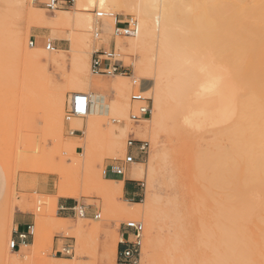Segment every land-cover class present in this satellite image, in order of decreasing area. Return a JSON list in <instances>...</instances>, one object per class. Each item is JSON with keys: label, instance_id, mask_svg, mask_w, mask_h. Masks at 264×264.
<instances>
[{"label": "bare ground", "instance_id": "obj_1", "mask_svg": "<svg viewBox=\"0 0 264 264\" xmlns=\"http://www.w3.org/2000/svg\"><path fill=\"white\" fill-rule=\"evenodd\" d=\"M75 6L77 12L74 14L56 12L52 21L42 12L33 11V7L25 9L29 23H35L38 28L66 25L79 34L81 45L77 43L81 47L72 46L74 56L70 58L74 67L72 76L75 77L71 85L80 89L74 94L90 88L84 74L88 71L87 57L92 40L89 38L92 36L91 8L96 6L104 12L101 23L107 22L112 29L116 16L107 10L121 9L124 16L134 15L138 25L136 41L129 44L117 41L115 48L122 52L128 51L127 48L140 50L151 33L149 23L153 9L158 16L163 48L156 83V108L160 101L169 100L177 125L178 119L187 111L186 123L197 131L190 143L191 147H196H190L188 177L192 192L190 188L187 191H190V199L185 203L172 200L170 207L160 209L161 227L157 230L156 246L186 252L181 264H187L188 257L198 260L196 264H249L254 259L253 251L264 254V0H77ZM111 34L102 32L99 44L107 48ZM10 39L11 51L29 56L33 69H44L64 60L57 49L47 52L37 47H25V36L20 28L13 31ZM192 52L214 58L225 69L215 91L194 89L183 74L184 55ZM36 70L38 75L41 71L37 73ZM82 86L86 87L83 91ZM127 87L121 80L112 84L119 96ZM87 96L91 104L85 129L92 132L109 112L118 110L119 104L115 101L108 106L103 103V96L91 93ZM56 104L62 118V95ZM69 123L70 127L82 128L79 120L73 119ZM207 133L211 135L208 143L202 139ZM114 155L111 154V158H116ZM85 157L81 156L79 160L69 157V160L74 159L69 167L66 166L70 173L51 163L53 167L50 165L46 173L57 177L53 201L60 196L79 199L85 194L84 188L96 190L110 202L122 195L123 182L103 179L104 172L94 165L98 158L89 156L92 159L85 160ZM141 166L136 164L137 180L144 179L145 170ZM129 173L125 172L127 178ZM115 207L114 211L126 222L145 217L151 226L154 219L155 205L149 200L144 204L127 203ZM131 207L140 209L131 210ZM38 211L42 218L46 214L54 215L47 209V202ZM57 223H53V227L66 236L79 237L102 231L98 225L84 227L79 224L68 229ZM105 238L106 253L114 252L117 235ZM263 254L259 255L262 257Z\"/></svg>", "mask_w": 264, "mask_h": 264}, {"label": "rangeland", "instance_id": "obj_2", "mask_svg": "<svg viewBox=\"0 0 264 264\" xmlns=\"http://www.w3.org/2000/svg\"><path fill=\"white\" fill-rule=\"evenodd\" d=\"M76 2L77 0H75V4ZM28 7H33L35 12H42L50 21L53 20L56 12H68L70 15L77 12L75 5L69 9L49 11L32 6L29 0H19V2L0 0V168L5 186L4 196L0 203V264H55L58 262L118 264L117 251L121 241L119 229L127 226L134 227L137 224H141L143 227L142 246L137 264H181V258L186 252L155 244L157 230L161 227L158 214L162 207H170L172 200L174 202L183 200L185 203L190 199L189 192H192L188 177L191 168L190 143L197 131L186 123V118L189 116L187 111L178 119L177 125L170 106L172 102L168 104L169 100L168 102L160 101L161 103L156 108V83L159 64L163 56V53L161 55L163 48L161 47L158 16L151 9L149 23L151 33L138 52L131 51L129 48H127L128 51L122 52L115 48L117 58L128 68L127 76H95L91 73L92 53L95 48L104 44H99L102 34L99 41H94L92 36H89L92 40L89 45L90 55L87 57L88 71H85L84 75L92 86L87 87L86 90L89 91H84L82 94H94L98 89L97 91L107 100V105L116 101L119 108L116 112H109L105 118L101 119L100 125L92 132H87L85 129L86 117L76 118L82 123L81 129L75 128V126L70 127L69 121L65 120L66 105L74 92L80 90L79 87L71 85V80L73 83L75 77L72 76L74 67L70 59L73 55L71 54L72 46H75L76 49L81 47L79 46V44L81 45L79 34L76 35V30L66 25L60 26L61 28L44 27L41 29L39 27V29L35 23H29L25 11ZM93 10L100 11V9L96 6L91 8L89 13L92 15V20ZM107 11L114 13L116 17L121 16V20L128 18L136 20L133 14L124 16L121 9ZM115 20L113 24H115ZM17 28H20L25 36V47L29 48L30 38H34L35 47L43 51L45 45L50 42L64 56V60L48 65L44 69H37V67V70L33 69L35 67H31L29 56L11 51V34ZM111 30V26L104 21L102 31L109 32ZM117 41L129 44L136 41V36L126 38L111 34V40L106 44L111 46ZM34 70L37 73L41 71L43 74L40 72L36 75ZM132 74L133 78L130 77ZM141 78H149L153 81L152 88L144 93L149 101L146 104L132 103L130 97L137 92V83ZM117 80L125 82L128 86L120 96L112 88V84L117 83ZM133 80L136 85L133 84ZM148 87L143 84L142 90ZM85 88L82 86V91ZM61 95L63 97L62 118L56 104V100ZM147 105L152 110L150 116L138 123L130 120L131 114L137 115L138 108ZM131 139L147 142L149 146L145 154H135L137 158L133 164L126 162L127 141ZM202 139L208 143L211 140V135L204 134ZM195 148V145H192L191 149ZM109 149L112 150V155L116 154V156L114 155L116 158H111V154L108 153V151L111 152ZM84 155H86L85 160L89 156L98 158L101 162L97 160L96 163L95 160V168L102 169L103 172L111 164L123 166L125 170L128 167V169L134 168L136 164L143 165L141 167L145 170L144 179L130 180V182L138 184L139 196L135 197L136 202L144 204L149 200L155 205L151 226L147 224L148 221L145 217L132 219V221L128 218L130 220L126 222L123 216L117 214L114 211L115 206L134 203L123 200L121 196L111 202L107 198L105 201L104 197L102 198L96 190L84 188L85 194L79 199L60 196L53 201L52 196L56 194L57 177L49 175L46 170L54 165L64 168L65 173H70L66 166L71 164L70 161H74V159L79 160L81 156L84 158ZM69 157L75 158L69 160ZM45 184L49 185L48 194L43 192ZM189 188L190 191L187 193ZM59 198L85 207L90 211V215L83 219L72 214V216L62 219L57 208ZM45 202H47V209L54 215L46 214L42 218L38 210L43 208ZM15 208H19L35 218L33 244L23 247L19 253H13L9 248L13 229L12 221L10 223L9 220ZM129 209L140 208L131 207ZM94 213L100 215L96 221L92 217ZM56 219L58 220L56 221ZM56 222L60 227L68 229L79 224L84 227H89L91 224L93 227L98 225L102 231L99 234L86 233L79 237L66 236L62 231H57L53 227V223ZM114 235H117L116 250L107 254L105 237ZM65 244L72 246L71 255L60 253ZM256 253L263 254V251H253L254 259L249 261V264H264V259H262L264 254L261 257ZM197 262L198 260L194 261L190 257L186 261L187 264H196Z\"/></svg>", "mask_w": 264, "mask_h": 264}, {"label": "built area", "instance_id": "obj_3", "mask_svg": "<svg viewBox=\"0 0 264 264\" xmlns=\"http://www.w3.org/2000/svg\"><path fill=\"white\" fill-rule=\"evenodd\" d=\"M30 3L35 7H40L47 9L49 11H55L59 9H69L75 5V0H29ZM93 22H92V38L94 41L100 40L102 34V24L101 21L105 17V13L99 10H93ZM138 25L137 21L133 18H128L127 20H121V16H117L115 24L113 27V36L130 38L135 36L137 33ZM28 46L34 48L36 46V41L34 38H30L28 41ZM44 49L46 51H53L55 49L54 44L48 42ZM90 71L95 76H127L128 68L125 67L121 61L117 58L115 43L107 48L101 45L92 53L90 62ZM133 78V77H131ZM135 85V81L133 80ZM132 103L146 104L149 99L144 96V92H140L137 88V92L130 97ZM90 99L86 94L75 93L73 94L65 109V120L70 121L76 118H85L90 110ZM151 108L147 106H141L138 108V114H131L130 120L135 123L140 122L145 117L151 115ZM148 143L143 141L128 140L127 148L135 149L139 155L145 154L148 150ZM126 162L132 164V158L126 157ZM113 174L115 176H124L125 167L116 164L110 165L108 170L104 171V176L106 174ZM72 214L79 218H87L89 216L85 207L76 204L72 210ZM94 220H98L100 215L97 213L92 214ZM130 234L126 235L125 240L119 242V248L117 251L118 264H137V258L140 255L142 246V231L143 227L141 224L133 226H127ZM30 234L31 230L29 229ZM18 241L24 244L26 241V235L21 234L17 236ZM16 242L11 239L9 248L11 251L14 250ZM73 248L69 244L63 245L62 251L60 253H65L66 255H71Z\"/></svg>", "mask_w": 264, "mask_h": 264}, {"label": "crops", "instance_id": "obj_4", "mask_svg": "<svg viewBox=\"0 0 264 264\" xmlns=\"http://www.w3.org/2000/svg\"><path fill=\"white\" fill-rule=\"evenodd\" d=\"M112 32H113V29L111 31H109V33H112ZM104 33H108V32H104ZM130 77H133V74ZM143 84H146L149 87L145 90H142ZM90 86H92L91 83H90ZM152 86H153V81L149 78H141L137 83V88L139 89V91L144 92V93H147L152 88ZM97 90L98 89H96L94 94L99 95V96H103ZM103 103L105 105H107V100L105 99V97H104ZM136 153H137V151L135 149H129V148L127 149V157L132 158V164L136 161V158H137V156H135ZM137 155H138V153H137ZM109 166L110 165L107 166L106 171L108 170ZM128 168H127V170H125V172L130 171V173H129L130 175L128 178H126L125 174H124V176H115V175L110 174V173L106 174L105 178L109 177L108 180L123 182L122 195H121L123 200H127L129 202H134L133 204L141 203V202H136V200H135V197L139 196L138 189H137L138 184H132L130 182V180H137L135 178V174H134L135 169H136V165L134 168L133 167H131L130 169H128ZM48 188H49V185L45 184L44 185L45 191H43L45 194H48V192H49ZM4 191H5L4 177H3V174H2V171L0 168V203L3 199ZM75 205H76L75 202H71L69 200L59 198L57 200V208H58L59 214L62 215L61 218L65 219L67 217L72 216L71 210ZM87 211H88V214L90 215V211L89 210H87ZM9 221H10V223L12 221V227H13L12 233H11V239L16 242V246L12 252L13 253H15V252L19 253L22 251L23 247L30 246L33 244L32 232H33V228H34L35 218L31 214H28L26 212H22L19 210V208H15L13 211V215L10 217ZM29 229L31 230V234H30ZM21 234L26 235V241L24 242V244H21L17 238V236L21 235ZM128 234H130V232L128 231L127 227H121L119 229V236L121 237V240H125L126 235H128ZM118 248H119V246H118Z\"/></svg>", "mask_w": 264, "mask_h": 264}, {"label": "snow or ice", "instance_id": "obj_5", "mask_svg": "<svg viewBox=\"0 0 264 264\" xmlns=\"http://www.w3.org/2000/svg\"><path fill=\"white\" fill-rule=\"evenodd\" d=\"M182 71L194 89L215 91L223 79L225 69L214 58L192 52L184 55Z\"/></svg>", "mask_w": 264, "mask_h": 264}]
</instances>
